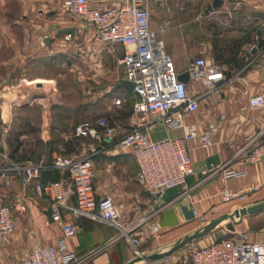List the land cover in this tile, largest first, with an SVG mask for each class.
Returning a JSON list of instances; mask_svg holds the SVG:
<instances>
[{
  "label": "crops",
  "instance_id": "crops-1",
  "mask_svg": "<svg viewBox=\"0 0 264 264\" xmlns=\"http://www.w3.org/2000/svg\"><path fill=\"white\" fill-rule=\"evenodd\" d=\"M93 1L111 4L115 0ZM62 2L0 0V163L6 161L4 156H18L27 148L25 143L18 145V140L6 133L15 130L28 133L33 125L28 115H42L37 102L15 101L19 98L16 90L24 79H49L39 76L40 73L46 66L59 64L61 54H72L75 40L81 41L84 47H90L93 38L96 44L101 43L92 27L62 9ZM213 2L165 0L166 4H163L150 0V28L164 41L179 74L187 72L191 61L199 54L217 62L224 72V79L213 91L199 79L190 77L186 82L189 94L198 98L199 109L196 112L175 113L168 123L153 116V122L149 123L146 116L133 112L132 100L135 97L130 88L121 84L123 76L120 83L115 84L113 92L117 93L116 98L130 97L131 101L121 106H129L131 113L127 108L107 104V97L105 99L106 115L102 116L116 125L115 139L135 126L141 127L154 141L167 137L181 138L194 166V173L187 178L185 185L153 194L139 184L133 155L122 151L116 140H100L98 156H93L96 197L100 199L109 195L114 199L124 228L147 217L133 234L142 238L145 255L159 256L133 264H192L189 256L191 245L175 249L181 239L243 205L264 200V155L253 162L236 155L239 146H244L264 129V108H251L249 104L252 95L264 94V0H222L220 6L210 10ZM163 24L166 25L164 30L161 29ZM72 28L74 32L70 31ZM104 45L105 51L113 54L111 47ZM117 49L123 53L126 47L118 45ZM123 89L126 90L124 93ZM50 115L76 114L59 105ZM210 122H221V127L213 136V144L204 147L200 143V135ZM36 126L37 129L40 124ZM192 131H196L197 136L187 138V133ZM51 135L48 130L43 131L45 152H40L37 157V152L25 151L20 157L22 161L31 158L52 161L58 152L57 147L48 149ZM19 137L29 138L27 134ZM256 145L264 146V134L251 148ZM223 165L224 168H220ZM226 169L245 174L226 179ZM66 175L54 171L50 180ZM6 179L10 184H1ZM0 180V193L10 189L14 192L17 207L25 210L29 218L30 215L40 217L38 225L31 224L30 219L17 223L10 243L0 252V262L10 264L18 261L35 244H56L63 231L60 225L49 220L45 212L50 208L49 200L34 198L23 191L16 175L0 174ZM254 185H260L259 191L243 202H224L218 195L223 187L241 190ZM68 206L64 215L73 218L74 197L68 201ZM194 210L206 213L208 222L198 221ZM76 223L77 235L69 239V246L78 255H87L85 264H127L137 257L133 245L125 237L118 236L120 230L113 224L86 216L76 219ZM234 226L235 230L230 231L225 223L221 224L192 244L205 246L222 237H235L246 232L252 241L264 245V211L235 219ZM17 243L23 244L22 255H16L9 248V245L15 247Z\"/></svg>",
  "mask_w": 264,
  "mask_h": 264
},
{
  "label": "built area",
  "instance_id": "built-area-1",
  "mask_svg": "<svg viewBox=\"0 0 264 264\" xmlns=\"http://www.w3.org/2000/svg\"><path fill=\"white\" fill-rule=\"evenodd\" d=\"M166 4L165 0H158ZM62 9L85 21L92 27L98 40L111 47L117 62L123 67V79L132 83L134 94L133 112L147 117L149 123L153 116L168 123L175 113H194L199 109L198 98L189 94L187 83L179 79L173 57L167 52L163 40L150 28V0H115L111 4L93 0H63ZM166 25H161L164 30ZM118 45L126 50L119 53ZM264 54V49H263ZM188 72L193 79L203 81L213 91L224 79V72L217 62L209 60L203 54L196 55L191 61ZM18 97L30 103L37 102L42 108V126L49 127L51 112L60 103V94L56 82L50 79L24 80L18 88ZM126 96L115 99V105L128 103ZM251 108H264V94L258 93L249 98ZM221 127V122H210L200 135L204 147L213 144V136ZM80 135H89L115 141L122 151L130 152L138 167L137 180L141 187L153 194L167 188L186 184L187 178L194 173V166L189 151L181 138L167 137L151 140L141 127L135 126L118 139L116 125L107 117L100 116L94 123L85 121L77 127ZM264 134L262 129L244 146H239L236 155L246 160L257 161L264 155V146L255 145V140ZM197 136L196 131L187 133L186 137ZM250 149L247 152V149ZM93 154L84 157L55 156L52 161L19 162L4 158L8 166L0 163V174L11 173L19 177L25 186H33L39 198H47L52 209V218L61 226L62 236L56 244H35L28 254L10 264H85L87 255H78L70 246L69 239L77 235L76 219L81 216L109 222L120 230L119 237H125L134 247L136 256L144 254L143 240L134 235L136 228L147 220L123 227L114 199L106 195L96 197L94 188L95 163ZM220 168H224V165ZM67 173L57 180L44 184L41 180L46 170ZM245 173L235 169H226V179L237 178ZM9 185L10 180L6 179ZM260 185L247 189L231 190L223 187L218 195L224 202L246 201L248 196L258 192ZM74 197V217L66 218L65 208ZM15 204L6 200L0 193V252L10 243L15 231ZM213 210L215 207L212 208ZM195 218L206 223L209 217L194 210ZM189 256L192 264H264V245L254 242L246 232L235 237H222L219 240L198 246L190 244Z\"/></svg>",
  "mask_w": 264,
  "mask_h": 264
},
{
  "label": "rangeland",
  "instance_id": "rangeland-1",
  "mask_svg": "<svg viewBox=\"0 0 264 264\" xmlns=\"http://www.w3.org/2000/svg\"><path fill=\"white\" fill-rule=\"evenodd\" d=\"M74 44L75 46L74 49H72V54H61L59 56L60 63L46 66L45 71L40 73L41 75L39 76L48 77L56 82L60 94V103L57 107L60 105L76 115H52V121L48 129L42 127V118L40 115H28L31 119V123H33L30 132L24 133L20 130H15L6 133L12 136L13 139H17L18 145L25 143L27 146L23 152L17 154L18 156L13 155L9 156V158L22 162L20 157L25 154V151L32 150L34 153L37 152L35 156L39 157L40 152L46 151L42 146V135L45 130L52 133V142L51 145L48 146V149L50 147H57L58 153H56V156L84 157L91 154L97 155L98 145L101 142L100 140H103L102 134L97 138L89 135H80L76 129L85 121L94 123L99 116L106 115V112H104L105 99L107 97V104L113 105L115 103V98L117 97L115 94L117 93H114L113 90H115V84L120 83V78L123 76V68L118 64L115 55L105 51V43L101 42L100 45H98L93 38L90 47H84L79 40H75ZM27 80L29 79L26 78V81ZM108 90L112 92L109 91L107 93L106 91ZM16 91L19 90L17 89ZM124 91L126 90L123 89L122 92L124 93ZM23 100L19 98L15 99L16 102H21ZM120 108H127L129 113L132 111L129 106H120ZM38 124H40V126L36 129V125ZM25 134H27L29 138L21 139L19 137V135ZM66 142H70L71 144L67 145ZM1 165L8 166L9 162L4 160L1 162ZM7 174L14 175L11 173ZM17 178L20 179L19 177ZM2 181L1 184H5V180L3 181L4 183H2ZM19 182L20 188L23 191L29 192L34 198H39L33 186H25L21 179ZM5 190L6 189L2 190L3 192L1 193L7 197L6 199L8 201L16 205L14 210L15 229L18 222L21 224L26 222L27 219L31 220V224L38 225L40 217L37 215H30L29 218L25 210L21 207H17V202L13 195L14 192L10 189V191L8 190L7 192ZM9 248H11L12 252L16 255H22L23 244L18 245L17 243L15 247L11 244ZM0 264L7 263L6 261H2Z\"/></svg>",
  "mask_w": 264,
  "mask_h": 264
},
{
  "label": "water",
  "instance_id": "water-1",
  "mask_svg": "<svg viewBox=\"0 0 264 264\" xmlns=\"http://www.w3.org/2000/svg\"><path fill=\"white\" fill-rule=\"evenodd\" d=\"M222 4V0H214V2L212 3V5L209 6V9L212 10L214 8H217L218 6H220ZM70 31L74 32L75 29H70ZM190 78V74L189 72H184L179 74V79L187 82ZM122 85H125L126 87L132 89L133 85L130 81L128 80H123ZM54 171L49 169L44 171V173L42 174L41 180L44 184L48 183L49 180L51 179V176L53 175ZM264 211V200L255 202V203H250V204H246L243 205L241 207H239L238 209H236L235 211L231 212V213H227L221 217H219L218 219L213 220L212 222H210L208 225H206L203 229H201L200 231H198L197 233L185 238V239H181L179 241V243L176 244L175 249H181L191 243H193L195 240L205 236L207 233H209L210 231L214 230L215 228H217L218 226H220L221 224L225 223V227L227 229H229L230 231H234L235 230V226H234V220L235 219H239V218H244L246 216L255 214V213H259V212H263ZM49 220L53 221L52 218V209L49 208L48 210L45 211ZM156 257L159 256H152V255H140L137 256L135 259H133L132 261H130L127 264H133L136 261L139 260H150V259H154Z\"/></svg>",
  "mask_w": 264,
  "mask_h": 264
},
{
  "label": "trees",
  "instance_id": "trees-1",
  "mask_svg": "<svg viewBox=\"0 0 264 264\" xmlns=\"http://www.w3.org/2000/svg\"><path fill=\"white\" fill-rule=\"evenodd\" d=\"M66 144L68 145V144H71L70 142H66ZM56 172H58V171H56Z\"/></svg>",
  "mask_w": 264,
  "mask_h": 264
}]
</instances>
